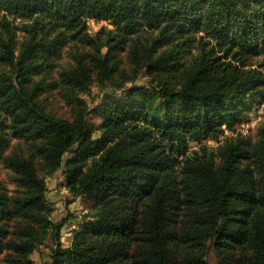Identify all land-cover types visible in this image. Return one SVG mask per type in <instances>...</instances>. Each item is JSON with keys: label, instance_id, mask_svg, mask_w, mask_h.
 Instances as JSON below:
<instances>
[{"label": "trees", "instance_id": "1", "mask_svg": "<svg viewBox=\"0 0 264 264\" xmlns=\"http://www.w3.org/2000/svg\"><path fill=\"white\" fill-rule=\"evenodd\" d=\"M88 19L113 28L91 36ZM0 29V164L16 186L0 182L6 264H35L58 237L42 175L61 165L94 220L49 264H208L209 247L218 264H264V123L254 141L204 142L264 97L250 67L264 54V0H0ZM143 30L156 33L146 44ZM65 47L72 62L48 82ZM127 47L132 74L117 79ZM142 69L150 85L127 86ZM93 85L113 92L92 108L97 125L80 96ZM52 90L70 118L44 109Z\"/></svg>", "mask_w": 264, "mask_h": 264}, {"label": "rangeland", "instance_id": "2", "mask_svg": "<svg viewBox=\"0 0 264 264\" xmlns=\"http://www.w3.org/2000/svg\"><path fill=\"white\" fill-rule=\"evenodd\" d=\"M11 20V18H8ZM13 25H19V20L11 21ZM88 33L91 36L100 34V37L104 35L101 33L104 30L112 29L113 27L105 21L88 19L87 20ZM1 30V29H0ZM137 37V40L146 44L145 37H150L156 35L149 30L141 31ZM16 36L19 39L21 37L20 31L16 32ZM130 46L131 42L128 43ZM70 48L65 47L62 51L61 56L55 60V66L53 71L47 75L46 80L49 82L50 78L57 76V73L63 68L70 65L72 62L70 53ZM106 48L102 49V52H105ZM128 47L119 53V72L116 75L117 79H120V75L124 74L125 77H131L132 74V64L129 62V55L127 53ZM186 58V62H187ZM250 67L258 70L264 75V54L254 55L250 59ZM0 72H4V68L0 66ZM122 76V75H121ZM124 77V76H122ZM37 79V78H36ZM152 77L146 69H142L134 81H129L127 86L134 85H150ZM120 91H117L114 94H119ZM113 92L109 87L101 89L97 86H91L88 92H83L80 96L85 99L88 107V120L89 122L94 123L95 125L99 124L100 119L97 117L96 113L93 112L92 108L96 106L99 102V99L102 97H110ZM41 102L44 106V109L47 112H50L57 116H62L65 118H70L72 109L71 106L66 102L65 99L59 96L56 90L44 92L40 96ZM264 123V97L261 100L256 101L248 111H246L239 122L233 126V129H228L227 127H222V132H220L216 137H208L205 139V143L210 148H215L220 144L225 136H234L236 134H241L250 141H254L256 138V133L258 127ZM18 141L13 139L10 143L11 146H14ZM188 153L193 149L198 148L196 142H189ZM11 171L5 168L0 164V182L5 186L8 193L11 194L12 191L16 188L15 184L11 181ZM45 182V197L44 205L48 211V218L57 225V238L48 237L46 240L39 244L36 249L30 254L31 260L35 264H49L52 262V250L56 248L55 243H59L62 248H68L73 239V233L75 230L86 228L90 222H93V218L89 216L91 211V202L80 196L75 195L71 192L66 184V174L64 173V166L57 168L51 174L42 175ZM5 253L3 251L0 253V264H6ZM206 260L208 264H218V259L216 257L215 251L212 247H209Z\"/></svg>", "mask_w": 264, "mask_h": 264}]
</instances>
